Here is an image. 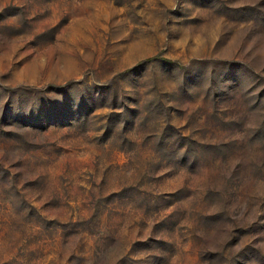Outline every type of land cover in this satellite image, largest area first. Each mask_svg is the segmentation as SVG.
Instances as JSON below:
<instances>
[{
    "label": "rangeland",
    "instance_id": "374dc122",
    "mask_svg": "<svg viewBox=\"0 0 264 264\" xmlns=\"http://www.w3.org/2000/svg\"><path fill=\"white\" fill-rule=\"evenodd\" d=\"M0 264H264V0H0Z\"/></svg>",
    "mask_w": 264,
    "mask_h": 264
},
{
    "label": "trees",
    "instance_id": "16d2710c",
    "mask_svg": "<svg viewBox=\"0 0 264 264\" xmlns=\"http://www.w3.org/2000/svg\"><path fill=\"white\" fill-rule=\"evenodd\" d=\"M154 59H156V57L149 58L148 61H151V60H154ZM164 60H167V61L171 62L170 59H166V58H165Z\"/></svg>",
    "mask_w": 264,
    "mask_h": 264
}]
</instances>
